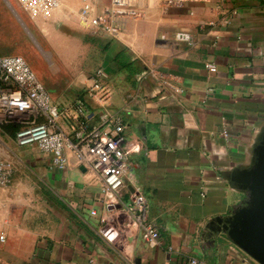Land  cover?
<instances>
[{"label": "crops", "instance_id": "obj_1", "mask_svg": "<svg viewBox=\"0 0 264 264\" xmlns=\"http://www.w3.org/2000/svg\"><path fill=\"white\" fill-rule=\"evenodd\" d=\"M67 1L52 14L89 3ZM123 1L122 8L91 0L94 18L115 20L120 33L104 48L111 105L99 107L101 97L87 102L98 115L109 109L127 123L125 188L106 190L71 152L68 168L58 171L38 147L19 146L27 148L34 186L0 188V264H259L214 220L248 200L231 177L250 167L264 132V0ZM181 31L193 46L172 40ZM121 52L132 74L119 64ZM78 98L53 99L68 135L79 127ZM100 125L96 117L88 128ZM136 191L148 200L157 245L135 222Z\"/></svg>", "mask_w": 264, "mask_h": 264}, {"label": "built area", "instance_id": "obj_2", "mask_svg": "<svg viewBox=\"0 0 264 264\" xmlns=\"http://www.w3.org/2000/svg\"><path fill=\"white\" fill-rule=\"evenodd\" d=\"M23 7L37 12H51L60 8L61 0H15ZM192 0H164L166 6H174L178 2ZM195 1V0H194ZM123 8V0H114ZM120 11H124L120 9ZM92 25L99 31L103 30L117 36L116 29L108 18L96 17ZM119 30V31H118ZM166 39L165 36L162 37ZM172 40L175 43L194 45V39L188 32H177ZM211 73L217 72L214 63L206 62ZM170 81L176 77L168 76ZM108 75L102 69L96 73L91 87L83 97H79L75 105V113L79 119V127L70 135L60 127L62 111L54 102L36 72L22 56L0 57V119L8 118L19 127L16 141L20 147L38 146L41 152L51 158V167L58 171L68 168V152L73 153L87 169L101 177L103 186L110 192L125 188V177L130 164L127 157V140L125 130L127 123L118 113L107 109L102 115L94 112L86 99L101 97L105 102L97 101L99 107L111 105V91L107 84ZM161 79L165 83L166 76ZM170 82H168L169 84ZM127 108V107H126ZM126 110H129L127 108ZM99 118L101 125L89 130L88 125ZM107 131H114L113 135ZM226 136L227 133H224ZM10 165L0 159V188L7 187L12 178ZM130 208L135 214V222L141 230L144 240L150 245H157L160 233L149 220L150 206L147 198L140 192L132 193ZM4 242L5 237L0 236ZM190 264H199L192 259Z\"/></svg>", "mask_w": 264, "mask_h": 264}, {"label": "rangeland", "instance_id": "obj_3", "mask_svg": "<svg viewBox=\"0 0 264 264\" xmlns=\"http://www.w3.org/2000/svg\"><path fill=\"white\" fill-rule=\"evenodd\" d=\"M65 9L56 14L37 12L15 0H0V57H24L51 97L58 100L67 94L85 96L96 73L101 69L106 72L104 48L115 41L112 33L92 25L95 5L91 0L75 11ZM112 23L115 26V20ZM110 80L108 77L107 84ZM18 127L11 119H0V159L13 172L8 186L32 184L33 167L25 150L38 146L20 148L16 141Z\"/></svg>", "mask_w": 264, "mask_h": 264}, {"label": "water", "instance_id": "obj_4", "mask_svg": "<svg viewBox=\"0 0 264 264\" xmlns=\"http://www.w3.org/2000/svg\"><path fill=\"white\" fill-rule=\"evenodd\" d=\"M231 180L247 193L248 200L229 217H217L214 222L238 248L264 264V132L257 139L250 167L235 169Z\"/></svg>", "mask_w": 264, "mask_h": 264}, {"label": "trees", "instance_id": "obj_5", "mask_svg": "<svg viewBox=\"0 0 264 264\" xmlns=\"http://www.w3.org/2000/svg\"><path fill=\"white\" fill-rule=\"evenodd\" d=\"M117 60L121 67L127 71H129L132 74V61L131 59L126 55V53L121 52L117 56Z\"/></svg>", "mask_w": 264, "mask_h": 264}]
</instances>
